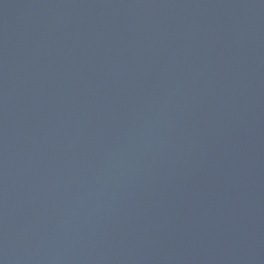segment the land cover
<instances>
[{
  "label": "water",
  "instance_id": "95a60500",
  "mask_svg": "<svg viewBox=\"0 0 264 264\" xmlns=\"http://www.w3.org/2000/svg\"><path fill=\"white\" fill-rule=\"evenodd\" d=\"M0 264H264V0H0Z\"/></svg>",
  "mask_w": 264,
  "mask_h": 264
}]
</instances>
